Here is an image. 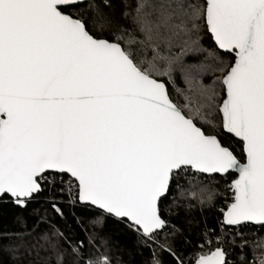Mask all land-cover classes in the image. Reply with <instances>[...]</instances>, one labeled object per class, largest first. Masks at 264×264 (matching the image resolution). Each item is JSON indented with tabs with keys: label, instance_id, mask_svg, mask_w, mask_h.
I'll list each match as a JSON object with an SVG mask.
<instances>
[{
	"label": "snow or ice",
	"instance_id": "obj_1",
	"mask_svg": "<svg viewBox=\"0 0 264 264\" xmlns=\"http://www.w3.org/2000/svg\"><path fill=\"white\" fill-rule=\"evenodd\" d=\"M0 264H264V0H0Z\"/></svg>",
	"mask_w": 264,
	"mask_h": 264
},
{
	"label": "trees",
	"instance_id": "obj_2",
	"mask_svg": "<svg viewBox=\"0 0 264 264\" xmlns=\"http://www.w3.org/2000/svg\"><path fill=\"white\" fill-rule=\"evenodd\" d=\"M208 45L207 44H205V47H207ZM198 59H199V54H197V53H195V52H193V53H189L188 54V57H187V62H189V63H196L197 61H198ZM177 85L179 86V87H183V83H182V81L179 79V77H177ZM230 195V194H229ZM221 201L223 200V196H221Z\"/></svg>",
	"mask_w": 264,
	"mask_h": 264
}]
</instances>
